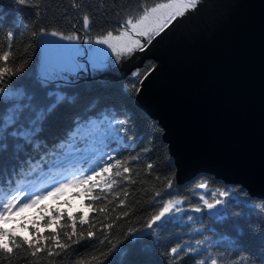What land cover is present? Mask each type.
<instances>
[{
  "label": "trees",
  "instance_id": "obj_1",
  "mask_svg": "<svg viewBox=\"0 0 264 264\" xmlns=\"http://www.w3.org/2000/svg\"><path fill=\"white\" fill-rule=\"evenodd\" d=\"M158 1L161 0H38L40 15L37 16L36 10L21 8L14 0H0V14L5 17L0 25V51L7 49L6 35L13 30L16 36L10 66H19L25 60L28 62L24 71L8 84L13 92L22 95L0 107L31 104L38 109L46 93L60 92L64 97L58 109L39 126L40 131L30 138L31 142L11 136L13 130L20 129H5L4 139L0 140V201L22 189L25 192L38 190L51 177L87 174L98 166L100 159L104 157L106 161L107 155L128 160L127 166L132 169L126 174L130 179L121 181L114 189L120 191L121 196L108 205L109 211L113 207L117 209L112 213L113 219L123 211H128L129 216L119 220L106 236L103 231H97L95 239L85 238L59 256L42 252L34 258L30 253L20 251L13 264H80L81 261L90 264H171L165 253L177 245L197 249L191 254L179 253L182 260L178 264H195L197 259L208 256L217 258L219 264H264V211L259 207L264 206V199L250 196L241 185L224 182L206 172H197L176 183L174 164L160 137L161 128L132 100L138 78L150 66L151 60L142 62L136 70L138 75L133 76L132 72L111 80L76 77L57 80L56 85L45 87L36 73L39 45L37 38L31 35L33 31L45 27L67 33L74 30L72 24H77V31L83 36L81 17L88 11L92 21L88 35L93 36L102 30L116 29L127 15H139L142 3L149 6ZM74 2L78 8H72ZM18 16L21 24L13 22ZM120 120L125 123L118 124ZM109 121L112 127L122 130L120 140L114 139L110 133ZM132 157L138 159L132 160ZM149 163L154 165L151 170L147 168ZM63 168H67L65 174L60 172ZM169 178L173 179L172 189L162 197L154 198V191L161 190ZM200 183H207L208 189L198 188ZM124 190L128 192L126 206L117 207L119 199H124ZM216 190L230 193L225 198V205L218 206L222 209L191 212L192 205L202 203L199 200L201 195L210 199ZM173 197L181 200L178 205L181 212L174 213L155 232L135 231L142 229L145 221L159 208L157 201ZM108 199L112 197L109 195ZM82 200L85 204L89 202L83 196ZM103 203V200L97 201L94 207ZM58 212H64L65 218L87 214L89 219L103 220L99 212L89 213L88 209L85 213L79 210ZM189 216L193 219L189 220ZM65 222L71 224L66 219L61 221L62 224ZM96 227L100 229L99 224ZM87 228V224L83 225L85 236ZM129 229L133 230L132 235H127ZM36 231L46 237L51 234L50 229L42 226L36 227ZM58 231L63 239L62 230ZM14 234L36 238L28 231ZM197 240L204 243L197 245ZM42 243L47 245L48 241ZM112 244L116 247L109 252ZM92 256L98 260L92 261Z\"/></svg>",
  "mask_w": 264,
  "mask_h": 264
},
{
  "label": "water",
  "instance_id": "obj_2",
  "mask_svg": "<svg viewBox=\"0 0 264 264\" xmlns=\"http://www.w3.org/2000/svg\"><path fill=\"white\" fill-rule=\"evenodd\" d=\"M141 41L120 73L78 78L151 60L132 100L161 128L176 183L206 172L264 199V0H200Z\"/></svg>",
  "mask_w": 264,
  "mask_h": 264
},
{
  "label": "snow or ice",
  "instance_id": "obj_3",
  "mask_svg": "<svg viewBox=\"0 0 264 264\" xmlns=\"http://www.w3.org/2000/svg\"><path fill=\"white\" fill-rule=\"evenodd\" d=\"M21 8H32L36 10V15L39 16L40 3L38 0H14ZM200 0H166V2L155 3L152 6L141 4L139 15H127L114 30H102L100 34L94 38L89 36L91 31L92 21L88 11H85L81 17L82 30L85 33L83 43L87 45L95 44L103 47H69L65 49L63 53L64 62L58 66L52 67L45 72H39L41 84L45 87L49 85H56L57 80L67 79L66 77L78 73L82 70H86L91 65L90 57L97 51L104 49L107 50L108 56L115 57L117 61L121 57L130 56L136 50H143L144 44L141 38L146 43H151L152 40L163 32L170 24H172L177 18L183 17L189 10L197 8ZM72 8H78L77 3L72 4ZM5 17L0 14V25L3 24ZM16 24H21V17H16L13 21ZM26 27V25L24 26ZM74 29L72 32L65 34L63 31L51 30L49 31L45 27H40L38 32L33 31L32 37L39 36V47L41 48L42 60L40 62L47 63V58L44 56L46 51V42L42 41V38L52 37L59 41H66L65 45H79L81 36L77 31V24H72ZM16 33L13 30H9L6 35L8 47L6 50L0 51V106L6 105L9 100L21 96L22 93L13 92L8 84L13 77L22 73L25 69L26 60L19 66L11 67L10 61L13 56V41ZM110 50V52H109ZM111 62V60H109ZM138 72H134L132 75H138ZM64 77V78H61ZM139 89H137L138 91ZM32 99V97H30ZM64 97L59 93L49 92L41 98V106L37 109L31 104L21 106L15 104L11 107H0V140L4 139L5 129L13 127L20 129L19 131L13 130L10 134L13 137H22L25 140L30 141V138L35 132L40 131V125L46 122L49 117L58 109L61 105ZM27 110V111H26ZM103 123V122H102ZM118 124L123 125V120L117 121ZM107 127L114 139L120 140L121 129H117L111 126V122H107ZM150 151V149H146ZM132 160H137L138 157H132ZM128 160H121L115 158L113 155H107L105 161L104 157L100 159V163L97 167L90 170L87 174L77 175L63 182L55 183L49 189L42 192L30 193L26 190V193L17 191L15 195L5 197L3 201H0V222L8 224L9 220L14 217V214H19L27 209L36 208L41 201L48 198H56L58 194L63 193L66 189H77L81 191L75 192L74 195L83 196L88 203L84 204V207L88 209V212H99L103 217V220H99L96 217L91 219L87 218V214L80 216L75 215L67 216L65 218L64 212H57L54 208H48L45 213V207H40L37 211L40 213L38 220L33 219L30 223L26 222L24 217H21L19 221L13 220L20 229H26L31 235L35 236V239H28L14 234L13 229L0 226V264H13V260L17 257L20 251L30 253L32 257H38L42 252H47L48 256H59L62 252L70 249L72 245L80 243L81 240L95 239L97 231H103L105 236L111 232L116 223L122 218L129 216L128 211H123L117 215L114 219L112 213L116 212V208L113 207L111 211L108 209V205L112 204L114 200H117L121 196L120 191H114V189L121 183V181H128L130 178L128 173L132 171L129 168ZM154 167L149 163L147 168L151 170ZM120 178V179H117ZM159 179V177H158ZM173 187V179L169 178L164 184L161 190L154 191L155 197H162L164 193ZM198 188L207 190V183H200ZM170 194V193H169ZM112 199L109 200L108 196ZM230 193L226 190H216L211 193V198H206L204 195L199 197L202 203H198L191 206V212L202 213L204 210L207 212L215 211L222 207L226 203L225 198ZM124 199H119L117 207L126 206V199L128 192L123 191ZM105 201L99 207H94L95 202ZM66 203V201H65ZM160 204L159 208L150 215L145 221L142 229L135 231H148L155 230L163 225L174 213L181 212L182 209L178 207L181 204V200L175 197L171 199H163L157 201ZM261 211H264V206H259ZM71 221L69 225L67 222L61 223L62 220ZM79 219V225L77 224ZM189 220L193 217L189 216ZM95 220V223L92 221ZM40 223L42 227L50 229L51 234L44 236L42 233L36 231L37 223ZM87 224L86 230H83V225ZM97 224L100 225V229H97ZM71 229L69 231L68 229ZM62 230L63 239H61ZM133 230L129 229L127 235H132ZM48 241L47 245H44L42 241ZM103 243V241H101ZM111 244V241H109ZM204 241L197 240L196 244L201 245ZM116 247L112 244V247L108 250L112 251ZM191 254L197 252L194 247H183L180 245L173 246L165 253L171 260V264H178L182 260L179 253ZM101 255H107V253H101ZM239 257L236 258L239 261ZM92 261L98 260V257L92 256ZM80 264H90V262L81 261ZM195 264H219L217 258L208 256L204 259H197Z\"/></svg>",
  "mask_w": 264,
  "mask_h": 264
},
{
  "label": "rangeland",
  "instance_id": "obj_4",
  "mask_svg": "<svg viewBox=\"0 0 264 264\" xmlns=\"http://www.w3.org/2000/svg\"><path fill=\"white\" fill-rule=\"evenodd\" d=\"M160 2H166V0H161V1H158L155 3H160ZM155 3H153L149 6H152ZM48 30L51 31L54 29H48ZM68 33H70V32H67L65 34H68ZM96 35H98V34H96ZM96 35H93L91 37L94 38ZM36 38H37V42L39 45V36H37ZM84 38H85V35L81 36V41L79 42L78 46L77 45H71V46L65 45L64 43H68V42L59 41V40H56V38H52V37L42 38V41L46 42V51L44 53V56H46V58H47V63L46 64L43 62L39 63V60H42L41 48L39 47L37 60L35 62V69H36L37 75L39 76V72H45V71L51 69L52 67H55V66L62 64L64 62L63 53H64L65 49H67L69 47H81V48L103 47V46H97L95 44H92V45L84 44L83 43ZM109 52H110V50H109ZM133 56H134V52L130 56L121 57V59L119 61H117L114 56L111 58L108 56L107 50L101 49L89 58L91 65H89L87 67V69L89 70V72L91 74L97 72L98 70L104 69V68L111 69V70H114V71L120 73L123 70V67L125 66L126 60L132 59ZM109 60H111V62H109ZM138 68H139V66L132 68L130 73L136 72V70H138ZM86 70H82L78 73H73V74L67 76L66 78L67 79H70V78L74 79V78L78 77L80 74H84V72ZM61 78H64V77H61ZM114 79H117V78H114ZM57 93L60 94V92H57ZM66 170H67V168H63L62 171H60V172L65 174L67 172ZM77 175H80V174H69V175H61L60 177L48 178L41 185V187L38 190L34 189L33 191H29V192L30 193H37V192L46 191L55 183L63 182L64 180L70 179V178L77 176ZM19 191L22 193H26L24 191V189L19 190ZM78 191H81V190L79 188H77V189H66L63 193L58 194L56 198H48V199L41 201V203L38 204L36 206V208L27 209L22 213L14 214V217L9 220L8 224H3V222H0V226L11 228V229H13V232H19L22 234H26L27 230L26 229H20L16 223H13V220L19 221L21 217H24L26 222H29V223L33 219L38 220L40 213H38L37 210L42 206L45 207V213H47L48 208H54V209H56L57 212L60 210H66V211L79 210L80 212L85 213L87 208L84 207L85 203L82 200V195L81 196L74 195V193L78 192ZM65 201H66V203H65ZM40 226H41V224L38 222L36 227H40Z\"/></svg>",
  "mask_w": 264,
  "mask_h": 264
}]
</instances>
